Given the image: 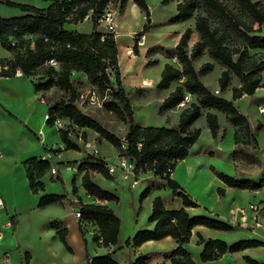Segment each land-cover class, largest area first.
I'll return each mask as SVG.
<instances>
[{
    "label": "trees",
    "instance_id": "16d2710c",
    "mask_svg": "<svg viewBox=\"0 0 264 264\" xmlns=\"http://www.w3.org/2000/svg\"><path fill=\"white\" fill-rule=\"evenodd\" d=\"M3 1V0H0ZM49 2L46 7L33 4L4 2L18 8L23 14L14 17L0 16V45L10 53V57H0V77H13L18 69L31 77L34 89L45 98L48 113L45 122L53 126L57 118L67 121V128L58 127L64 149L79 150V145L71 137L74 128H87L97 133L95 142L103 138L117 151V155H125L134 163L133 174L151 173L153 179L147 181L139 195L140 201L145 199L153 189L159 187L155 178L165 180L166 186L174 196L181 198L182 206L178 209H168L160 196H155L151 204V213L147 221L154 223L153 228L137 230L132 237L125 240V246L136 249L148 240H159L171 236L176 246L166 255L168 264H196L191 253L185 248L189 242L191 230L197 225L217 230H231L232 226L217 218L206 215H189L185 207H197L198 204L185 193L180 184L171 177L177 163L189 153V149L200 135V128L192 127L193 123L206 109L205 120L211 136L216 137L219 129L217 116L211 110L222 112L227 122L235 127L234 142L243 139V145L256 147L257 141L252 132L248 118L241 114L233 100L243 94L251 95L264 86L261 81V71L264 69V36L255 34L264 22V6L255 0H229L236 7L233 11L225 0H180L176 3V12L168 19L175 24L194 18V29L187 26L172 48L164 46L151 47V53H161L174 63L166 62L156 84L158 90H165L173 82L177 85L162 100L156 109L157 113L173 109L189 93L192 100L184 107L178 123L174 127L141 125L134 119L131 97L125 92L122 84L119 64L116 34L100 26L99 19L109 4L124 7L127 0H43ZM172 0H162L167 4ZM143 13L146 21L138 36L148 31L150 26V11L146 0H133ZM85 18L91 20L89 31L68 29L66 24H78ZM195 32L197 39L189 47L191 34ZM136 42L134 50H136ZM251 50H258L251 52ZM207 55L218 63L223 70L218 77L219 90L224 91L232 77H236L240 86L232 88V100H228L211 91L200 79V76L211 72L213 63L205 61L198 69L194 61ZM54 58L59 62L58 68L48 64ZM153 59L148 65L156 63ZM81 72L86 81L97 90L105 109L114 113L125 124V133L119 136L101 125L96 119L82 112L76 102L79 91L71 75ZM113 76V81L111 79ZM52 88L62 91L65 96L52 101L45 93ZM105 96H107L105 98ZM257 129L262 125L258 123ZM80 139L86 141V133L81 131ZM125 145V147L123 146ZM54 154L59 149H52ZM235 152L239 150L235 149ZM251 159L259 164V159L252 155ZM29 188L33 193L43 192L45 186L41 177L49 172L54 164L52 161L37 156L23 162ZM78 170L82 172L81 186L93 201L119 202V197L113 192L102 188L92 180L93 172L104 179L114 181L118 177L110 173L106 161L94 154L87 153L79 162ZM215 175L229 187L256 190L264 187V179L253 182L248 179H237L234 176L215 170ZM51 181H57L64 187L60 173L50 174ZM73 192L76 186L73 181ZM219 195H224L222 187L217 188ZM67 196L63 194L44 193L39 197L37 206L44 207L61 202ZM79 222H91L98 231L92 238L100 240L102 246L116 245L121 219L108 205L96 202H80L78 206ZM11 227L16 226V216L9 217ZM54 225V223H53ZM66 229L58 231L59 239L71 251L65 240ZM198 244L203 248L200 253L202 261L219 259L225 252H236L248 247L264 245L258 239H242L227 244L221 239H204L198 234ZM29 255L25 254V259ZM250 264H259L245 256ZM88 264H118L110 253L90 258ZM147 257L139 254L129 264H146ZM161 264H167L162 262Z\"/></svg>",
    "mask_w": 264,
    "mask_h": 264
},
{
    "label": "crops",
    "instance_id": "0c3cea01",
    "mask_svg": "<svg viewBox=\"0 0 264 264\" xmlns=\"http://www.w3.org/2000/svg\"><path fill=\"white\" fill-rule=\"evenodd\" d=\"M9 1L33 4L37 7H46L49 4V2L43 0ZM129 1H132V4H134L133 0H127L124 5L126 8ZM22 14L18 8L7 5L4 0L0 1V16L14 17ZM185 22L169 23L173 28H176L173 31L174 33H161L158 35L144 33L145 40H148V34H153L156 37H149V40H161V45L159 46L166 47L168 44H171L172 47H175L182 31L186 28ZM115 31H117L116 28ZM255 34L264 36V22ZM120 35L121 33H116L118 53H120L119 49L122 48L121 45H118L117 39ZM193 42L191 38L188 46L190 47ZM147 50L145 51V56L148 57L153 54L157 56L155 58L157 62L147 65L139 78L142 79L144 83L142 86L144 88L154 89L160 94L158 101L154 105H151L155 107L156 111L159 104L174 89L177 83L173 82L165 90H158L156 88L163 66L166 62H170V59L159 52L151 53L147 56ZM255 51L258 50H251V52ZM0 57H10V53L1 47V45ZM203 57L206 58L204 62L210 61L213 63L212 71L216 70V68L217 71L214 79L211 81H207V78L212 71L201 75L200 79L211 91L219 90L218 77L223 67L209 59L206 54ZM73 74L82 73L74 72ZM82 78H85L83 74ZM146 81L150 83L147 85ZM261 81L264 82V69L261 71ZM238 86H240L239 81L233 76L229 86L217 94L228 100H232V88ZM233 103L239 112L248 118L257 141L256 147L243 145L244 150L241 151V154L235 152V149H237V144L234 142L235 127L226 121L222 112L216 110L211 111L217 116L219 129L216 137H212L205 120L207 110L203 109L202 115L193 123L192 127L198 128L199 122L202 120L205 124L203 123L199 127L200 133L206 131L207 135L211 137L204 144H200L196 140L189 149L188 155L178 162L188 163V177L184 181L178 180L177 182L184 189L185 193L191 196L198 204L197 207H185L189 215L214 217L232 226L231 230H217L202 225L192 228L189 242L184 246L191 253L196 264H250L245 261V256L257 261L259 264H264V245L248 247L236 252L227 251L219 259L204 262L200 258L203 245L197 243L198 234L204 239H221L229 245L242 239H258L264 242V187L256 190L229 187L223 184L211 170V167H213L215 170L223 172L222 170H218L219 167L229 165L227 172L237 179H248L253 182H259L261 179H264V144H260L258 141V133H264V115L257 111L259 106H264V86L258 87L251 95L243 94L241 97L233 100ZM137 106L145 108L150 105L149 103L138 102ZM132 108L136 120L133 104ZM182 109V107L176 106L161 113L156 112L161 119L158 126H176ZM47 113L48 105L45 98L35 91L31 77L24 75L20 69L17 70L13 77H0V199L2 201L0 205V226L9 221L10 216H16V226L14 229L11 225L1 227L0 258L4 255H9L13 259L12 264H88L87 256L92 258L110 253L118 264H129L139 254H143L147 257L146 264H161L162 262L168 264L169 260L166 259V255L177 245L171 236H166L159 240H148L136 249L125 246V240L128 237H132L137 230L153 228L154 223L144 221L145 217L141 219V223L138 222L139 217H134V225L126 233H124L121 218L118 242L116 245H109L107 247L102 246L100 240H93V234L98 231L96 225L91 222H84L81 229L79 218L74 214L80 202L105 204L111 207L116 214L118 213L115 205L118 203L106 200H91L81 186L82 172L78 170V164L87 153L100 156L106 162L115 163L117 161V153L114 150L113 158H108L102 154L100 152V145L107 141L101 138L100 142L96 143L95 138L98 136L97 133L93 131V134H91L87 128L81 129V131L86 133V141L75 139L79 145V150L64 149V143L60 139L58 128L45 122ZM258 123L262 125L261 129L256 128ZM139 124L147 125L146 122H140ZM225 136H228L230 140L226 149L222 143ZM86 143L89 144V147H86ZM107 143L110 144L109 142ZM52 149H59L60 152L54 154ZM252 155H255L259 159V164L251 159ZM33 156L52 161L57 173H60L62 176L64 187L60 182L51 181V173L47 172L41 177L45 190L33 193L29 188L23 165L26 159ZM213 156L220 159V164L215 166L213 163H210V157ZM67 167H70V169ZM206 167H209L214 176L211 183L202 182L196 175L191 176L192 172H194L193 170L200 171ZM172 174L171 177L173 178ZM92 176H94L92 178L94 182L117 195V190L109 185L116 180L108 181L96 172H93ZM150 179H153V177H138L137 183L131 186V188L136 187L140 182L147 183ZM73 181L77 189L76 192L72 190ZM155 181L159 184V187L167 189L166 192L168 194L166 197H168V200L160 192L153 191L150 195V211L148 215L151 213L153 198L159 195L168 209L180 208L182 206L181 198L172 194L171 190L166 186L165 180L155 178ZM127 183L129 184V182ZM188 184L191 185L189 186ZM218 187L224 189V195L217 193ZM65 192L67 196L61 202L52 203L40 208L37 206L39 197L42 194H63ZM253 203L258 204V211L249 208L250 204ZM256 215L260 218L261 227H253ZM62 229H66L65 240L71 251L59 239L58 231ZM26 253L29 255L27 259H25Z\"/></svg>",
    "mask_w": 264,
    "mask_h": 264
},
{
    "label": "rangeland",
    "instance_id": "374dc122",
    "mask_svg": "<svg viewBox=\"0 0 264 264\" xmlns=\"http://www.w3.org/2000/svg\"><path fill=\"white\" fill-rule=\"evenodd\" d=\"M149 6L150 11V26L147 32L145 33H154V34H161V33H174L173 31L176 28H173L168 23V18L171 17L174 13L175 3L180 0H172L167 4H162V0H146ZM258 1L261 6H264V0H255ZM228 3L229 7L233 11H237L236 7L232 4L231 1L225 0ZM106 10H110L114 16V23L115 28L117 31L115 33H121L118 39V45H121L118 59L119 63V73L120 78L124 84V90L126 93L129 94L131 97V102L134 105V109L136 112V122H146L147 125H155L158 126L161 122L160 116L156 113L155 107L151 106L154 105L159 97L160 94L154 89H146L144 88V83L142 79H140V74L142 73L143 69L147 67L148 61L157 58L155 55H150L148 57L145 56V51L149 47H155L161 45V40H149V37H156L153 34H148V40H145V34L138 36L137 33L142 29L146 18L144 17L143 13L137 8L135 4H132V1L128 2L127 8L120 7L118 4H109ZM105 10V11H106ZM126 10V11H125ZM102 24V23H101ZM184 25L190 26L194 29V18L187 20ZM92 23L91 20L85 18L82 22L74 25V24H66L65 27L68 29H78L80 31H89L91 29ZM103 26V24H102ZM105 27V26H103ZM102 27V28H103ZM191 38L192 41L197 39V35L193 32ZM136 44V50H134V44ZM168 48H172L171 44L166 46ZM143 49V50H142ZM142 50V51H141ZM206 58L201 57L194 61L195 68H199L200 64L204 62ZM170 62H174V60L170 59ZM155 66V65H153ZM216 70L212 71L209 74L207 81H211L215 77ZM71 79L73 80L75 86L79 91V97L76 102L78 108L96 119L101 125H103L108 130L112 131L113 133L122 136L125 133V124L121 121L117 115L105 109L103 104H91L86 96L87 90L92 86L82 78V74H73L71 75ZM83 79V80H82ZM113 81V76H111ZM65 94L57 88H52L48 92L45 93V97L55 101L60 99ZM107 96H105L106 98ZM136 100V101H135ZM138 102L149 103L150 106L145 108H139L137 106ZM258 111V109H257ZM263 115V114H262ZM135 119V118H134ZM253 121V119H251ZM203 121L200 120L199 127L203 125ZM205 124V123H204ZM66 126V124H64ZM81 129L74 128L73 135L74 139L79 136ZM89 133L93 134V131L89 129ZM258 141L260 144H264V133H258ZM210 135L208 136L206 131L200 133L198 143L204 144L209 141ZM77 139V138H76ZM96 139V138H95ZM239 143L237 144V150H239V154L241 151L244 150V146L242 143L243 139H239ZM230 140L228 136L223 138V146L225 149L229 144ZM114 150L115 148L112 147L107 142H104L100 145V152L104 154L108 158L114 157ZM117 153V151H116ZM223 154V153H221ZM117 160V159H116ZM210 163H213L215 166L220 164V159L216 158L215 156L210 157ZM209 164V163H208ZM187 165L188 163H178L173 171V178L178 180H186L188 177L187 173ZM221 167V168H220ZM218 170H222L224 173L229 174L227 170H229V165L220 166ZM191 176L196 175L199 180L205 183H211L213 179V174L210 171L209 167L202 168L200 171L193 170ZM146 177L152 178L151 173L140 174L138 177ZM138 177H135L136 181ZM94 178V176H92ZM110 181V180H108ZM193 183V182H192ZM191 183V184H192ZM191 184H188L189 186ZM113 189L117 190V196L119 197V202L116 204V211L123 221V230L124 233L130 230V228L134 225V217H139V223H141V219L144 218V221H147L148 213L150 211V195L154 191L160 192L162 196L168 200L167 194L168 192L166 188L157 187L151 191V193L142 201L139 199V195L142 190L145 188L146 183L140 182L136 187L131 188V185L127 182L116 179L114 183L111 182L109 184ZM105 189V188H104ZM108 190V189H107ZM160 196V195H159ZM13 260V259H11ZM14 262V261H13Z\"/></svg>",
    "mask_w": 264,
    "mask_h": 264
},
{
    "label": "built area",
    "instance_id": "2783aa9c",
    "mask_svg": "<svg viewBox=\"0 0 264 264\" xmlns=\"http://www.w3.org/2000/svg\"><path fill=\"white\" fill-rule=\"evenodd\" d=\"M99 21H100V26L101 27L105 26V27H103V29L112 30V31L115 30L114 29L115 28V26H114V16H113V13L110 10H106L104 12V14L101 16V18L99 19ZM101 23L103 24V26H102ZM48 64L53 66V67H55V68H58V66H59V62L57 60H55L54 58L50 59ZM213 92L217 94L218 90H214ZM86 96H87L88 101L91 104L101 105L102 101L104 100V98H101L99 96L97 90L95 88H93V87H91V88H89L87 90ZM192 99H193V96L190 95L189 93H186L184 95L183 100L179 103L178 107H182V108L186 107L188 105V103H190L192 101ZM258 112L264 115V106H259L258 107ZM46 118H47V115H46ZM64 124H66V126H64ZM53 126H55L57 128L58 127H63V128L66 129L67 128V121L64 120V119L57 118V119L54 120ZM70 135H71L72 138H74L73 132H72V134L70 133ZM76 138L81 140L80 139V134ZM123 146L125 147V145H123ZM86 147H89L88 143H86ZM106 167H107V169H108V171L110 173H114V174L117 175V177H118L117 179H121V180H123L125 182H129V184L131 186H134L137 183V181L135 179V176L133 174L134 163L131 162L127 156H125V155L118 156L117 155V161L115 163L106 162ZM67 168L70 169V167H67ZM49 172L51 174H53V175H56L57 174V170H56L55 166L52 165L50 167ZM1 203H2V201L0 199V205H1ZM249 208L252 209V210H255V211L259 210L258 204H256V203L250 204ZM240 212H242V210H240ZM74 214H75V216L77 218L80 217L78 209L75 210ZM259 219H260L259 216L256 215V217L254 218L253 227H261L262 226V224L260 223ZM83 223L84 222H82V224ZM10 225H11L10 221H6L4 223V225L0 226V238H1V227L10 226ZM247 226H249V225H247ZM11 262H12V260L9 257V255H4V256H2L0 258V264H12Z\"/></svg>",
    "mask_w": 264,
    "mask_h": 264
},
{
    "label": "bare ground",
    "instance_id": "6f19581e",
    "mask_svg": "<svg viewBox=\"0 0 264 264\" xmlns=\"http://www.w3.org/2000/svg\"><path fill=\"white\" fill-rule=\"evenodd\" d=\"M145 83L148 85L150 82H149V81H146ZM151 83H152V82H151Z\"/></svg>",
    "mask_w": 264,
    "mask_h": 264
}]
</instances>
